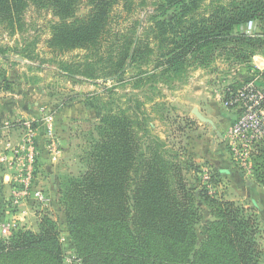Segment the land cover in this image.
Here are the masks:
<instances>
[{
    "label": "trees",
    "instance_id": "16d2710c",
    "mask_svg": "<svg viewBox=\"0 0 264 264\" xmlns=\"http://www.w3.org/2000/svg\"><path fill=\"white\" fill-rule=\"evenodd\" d=\"M206 1L159 0L141 35L112 36L109 24L119 0H92L91 11L79 15L81 0H0V26L14 32L24 27L31 8L51 10L57 18L47 42L52 52H86L75 71L66 64L74 78L94 79L105 70L122 81L128 67L141 71L154 63L136 85L156 89L183 82L190 70L222 58L251 70L252 58L264 56V0ZM250 25L261 31L250 34L244 30ZM141 105L102 117L86 170L60 184L68 234L45 216L37 232L0 238V264H64L62 235L83 264H259L254 215L211 195L186 152L152 136ZM252 177L264 186V147ZM201 203L214 220L201 227L198 246Z\"/></svg>",
    "mask_w": 264,
    "mask_h": 264
},
{
    "label": "rangeland",
    "instance_id": "374dc122",
    "mask_svg": "<svg viewBox=\"0 0 264 264\" xmlns=\"http://www.w3.org/2000/svg\"><path fill=\"white\" fill-rule=\"evenodd\" d=\"M90 1L81 0L78 15L91 11ZM212 1L207 0L206 4ZM158 2L119 0L109 24L112 36L123 33L124 37L135 31L141 35L150 17L156 13ZM56 21L51 10L31 8L24 17L23 28L13 32L0 26V116L5 122L0 119V226L11 223L13 227L7 237L0 230V238L7 239L18 231L37 232L45 216L58 223L61 234H68L57 191L60 184L86 170V155L97 140L102 117L112 109H135L140 103L144 105L140 111L146 113L153 127L152 136L186 152V156L201 168L200 181L211 195L233 201L254 215L262 251L259 264H264V186L255 182V177L245 176L231 160L227 146V137L237 116L234 110L225 106V98L229 91L240 89L247 81L250 70L246 65L218 59L211 67L190 70L183 82L173 86L160 83L156 89L136 85L139 78H147L141 72L152 71L154 63L141 71L136 66L128 67L122 81L108 77L105 70L94 79L84 75L69 77L66 64L75 71L78 68L74 63H81L86 52L76 50L58 56L52 52L47 42ZM260 27L247 26L244 30L250 34L259 33ZM252 63L249 66L254 69ZM35 101L37 105H34ZM23 104L35 113L29 115L22 111L20 106ZM10 107L12 113L8 115ZM195 108L217 128L200 121L193 114ZM11 115L12 119H5ZM47 115L55 120L51 134L44 123ZM28 124L35 131L34 149H29L30 144H27L21 151L28 138ZM29 152L35 153L31 168L27 160ZM43 159H52L56 164L43 166ZM28 170L31 178H28ZM245 180L251 187L245 185ZM27 187V195L15 198L14 191H23ZM35 191H42L49 201L37 200ZM3 201L7 209L1 211ZM199 207L198 246L203 242L201 227L214 220L207 205L201 203ZM64 238L62 235L60 243L63 262L67 264V257L78 256L73 244L63 241Z\"/></svg>",
    "mask_w": 264,
    "mask_h": 264
},
{
    "label": "built area",
    "instance_id": "2783aa9c",
    "mask_svg": "<svg viewBox=\"0 0 264 264\" xmlns=\"http://www.w3.org/2000/svg\"><path fill=\"white\" fill-rule=\"evenodd\" d=\"M252 28V25L249 26ZM248 79L245 84L236 91H229L225 98V106L235 111L237 116L235 122L230 128L227 137V146L233 163L238 166L245 176L252 177L254 174V159L259 155L264 147V80L262 76L253 68L248 72ZM54 118L47 115L44 119L47 132L51 134L54 129ZM28 138L21 151L25 146L30 144L29 149H34L33 139L35 136L34 129L28 124ZM55 144L53 143L52 146ZM27 160L30 168L35 162V153L29 152ZM3 161H6L4 158ZM239 169V170H240ZM28 178H31V171L27 172ZM27 187L23 191L15 192V198H22L27 195ZM34 197L41 201L47 202L49 199L42 191H35ZM17 204V202H15ZM11 223H5L0 226V230L7 237L12 230ZM66 240L65 238L63 241ZM67 264H83V261L76 257H67Z\"/></svg>",
    "mask_w": 264,
    "mask_h": 264
},
{
    "label": "crops",
    "instance_id": "0c3cea01",
    "mask_svg": "<svg viewBox=\"0 0 264 264\" xmlns=\"http://www.w3.org/2000/svg\"><path fill=\"white\" fill-rule=\"evenodd\" d=\"M252 64H254V70H256L257 71V73L258 74H260L261 76H262V79L264 80V56L263 55H255L253 58H252ZM38 103H37V101H35V103H34V105H37ZM20 108L22 109V111H24L25 113H27V114H29V115H33L34 113H35V110H33V109H31V107H29V106H27V105H25V104H23V105H21L20 106ZM16 109V108H15ZM2 110H4V107H2ZM12 113V108L10 107V111H9V113H8V115L9 114H11ZM1 118H3L2 116H0V119ZM12 119V115L11 116H5V119L7 120V119ZM3 123L5 124V122H4V118H3ZM9 130V129H8ZM12 131V130H11ZM13 132V131H12ZM40 140V142H42L43 141V139L42 138H40L39 139ZM40 145L42 144V143H39ZM43 149V147L41 148V150ZM43 151V150H42ZM41 163H42V165L43 166H46V163H48V165H49V163H52V164H56L55 162H53L52 161V159H49V161H45L44 159L43 160H41ZM245 185L246 186H248V187H251V183L248 181V180H245ZM3 208H2V210L1 211H4V210H6L7 208H6V206H7V204H6V202L5 201H3ZM26 210V209H25Z\"/></svg>",
    "mask_w": 264,
    "mask_h": 264
},
{
    "label": "water",
    "instance_id": "95a60500",
    "mask_svg": "<svg viewBox=\"0 0 264 264\" xmlns=\"http://www.w3.org/2000/svg\"><path fill=\"white\" fill-rule=\"evenodd\" d=\"M193 114H194V115H195L200 121L205 122V123H209L210 125H212V127H213L214 129L217 128L216 125H215V123H214L211 119L205 117V116L199 111L198 108H195V109L193 110Z\"/></svg>",
    "mask_w": 264,
    "mask_h": 264
}]
</instances>
